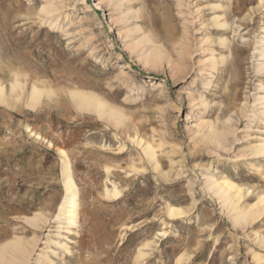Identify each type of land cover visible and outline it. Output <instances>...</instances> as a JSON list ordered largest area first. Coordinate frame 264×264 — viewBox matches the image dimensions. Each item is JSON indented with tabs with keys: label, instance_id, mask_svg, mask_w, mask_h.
<instances>
[{
	"label": "rangeland",
	"instance_id": "obj_1",
	"mask_svg": "<svg viewBox=\"0 0 264 264\" xmlns=\"http://www.w3.org/2000/svg\"><path fill=\"white\" fill-rule=\"evenodd\" d=\"M263 37L264 0H0V264H264V208L237 222L212 189L264 195ZM33 86L53 94L31 110Z\"/></svg>",
	"mask_w": 264,
	"mask_h": 264
},
{
	"label": "bare ground",
	"instance_id": "obj_2",
	"mask_svg": "<svg viewBox=\"0 0 264 264\" xmlns=\"http://www.w3.org/2000/svg\"><path fill=\"white\" fill-rule=\"evenodd\" d=\"M47 11V10H46ZM45 11V12H46ZM225 26V25H224ZM262 44L264 45V37L262 40ZM261 58L262 62H260L259 67L261 68L262 71H264V46L262 48L261 52ZM125 68L131 69L129 66H125ZM262 86V85H261ZM22 90V85L18 80H15L11 83V93L12 95H15L19 90ZM261 90L264 92V86L261 87ZM53 91L51 90H46V89H41L37 86H33L30 94H29V99L27 103V107L31 110H34L41 102L42 97L44 95H52ZM20 97V95H19ZM70 98L72 101L78 106L80 109L84 110H92L95 111L98 115L103 116V113H110L112 116H118L117 111H112L108 107V105L105 104L101 99L97 98L94 96V94H89L83 91H71L70 92ZM6 99H7V94H6V86L0 82V104H6ZM19 99V98H18ZM258 101L264 105V96L258 97ZM264 109V107H263ZM262 116L264 117V111L262 112ZM32 132V131H31ZM211 135L212 137L217 135L216 130L212 128L211 130ZM37 139H42L41 135L36 134ZM51 146H53L52 143H50ZM151 148V147H150ZM257 153L260 155L264 156V141L261 142L257 146ZM61 154L63 155V178H64V187H65V198L64 202L61 206L60 209V216H64L66 218V221L69 226V232L71 233V228L77 225V220L78 218V196H79V189L76 185V183L73 180V175H72V165L70 163V160L68 158V155L66 154L65 151H61ZM212 189L215 190L216 194L219 195V197L222 199V202L224 205H229L231 206L232 211H237V216H236V221H242L245 223H249L253 220L254 218V213L255 210L259 209L262 206L264 208V195L260 197L258 204L256 205L255 209H247V210H241L239 208V204L241 200L243 199V189L240 187L238 184L236 185L234 182H232L228 178H223L221 180L216 179L212 183ZM106 193L108 195H113L115 197L119 196L120 192L117 190L116 186H113V189H107ZM112 196V197H113ZM110 197V196H109ZM261 208V209H262ZM183 212L181 209L176 208V207H169L168 208V215L171 218H176L180 215H182ZM35 220L37 219V216L34 218ZM32 219V221L34 220ZM60 228V227H59ZM17 244L16 241H11L9 243H6L3 247L0 248V260L3 257L4 251L9 248L13 247ZM59 246H63L60 243H57ZM150 246V245H149ZM142 254V252H141ZM143 256V254H142ZM140 255V257H142ZM3 260V259H2ZM183 261V259H178L176 264H179Z\"/></svg>",
	"mask_w": 264,
	"mask_h": 264
}]
</instances>
